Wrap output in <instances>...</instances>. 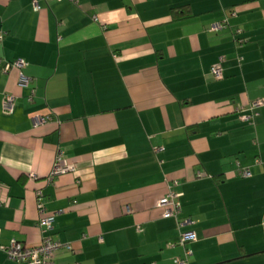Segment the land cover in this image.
<instances>
[{
	"label": "crops",
	"instance_id": "0c3cea01",
	"mask_svg": "<svg viewBox=\"0 0 264 264\" xmlns=\"http://www.w3.org/2000/svg\"><path fill=\"white\" fill-rule=\"evenodd\" d=\"M36 1L0 0V244L37 246L53 213L46 235L71 246L54 264H173L156 201L174 189L188 264H264V104L240 119L264 99V0ZM58 149L74 170L49 181ZM0 264L25 263L0 249Z\"/></svg>",
	"mask_w": 264,
	"mask_h": 264
},
{
	"label": "built area",
	"instance_id": "2783aa9c",
	"mask_svg": "<svg viewBox=\"0 0 264 264\" xmlns=\"http://www.w3.org/2000/svg\"><path fill=\"white\" fill-rule=\"evenodd\" d=\"M60 1V0H57ZM74 1V0H71ZM32 5L34 10H37L40 8L38 2L36 0H32ZM94 20H96L94 18ZM227 24V19H223L217 22L212 23L209 27L210 31H219L222 28L225 27ZM241 33L240 29H235L234 34L239 35ZM3 33H0V43L3 39ZM236 41L242 42L243 38L237 37ZM222 61H224V57H219L218 61L212 67L210 68V75H212L215 79H220L222 77ZM25 62L22 59H16L12 62H6L4 65L3 70L5 72H8L9 70L13 68L21 69L23 66H25ZM22 86H27L29 83V78L23 75V73H19V82ZM31 99V97H29ZM262 104H264V99L254 100L252 101L246 110L249 111L248 115H242L240 119L242 121H253V118L257 115V108H259ZM13 106V97L10 95H7L4 98L3 101V110L6 112H11ZM32 124L33 126L42 125L44 123L53 121V115H33L32 116ZM56 120V119H55ZM56 122L59 123L58 120ZM63 151L60 149L57 150L55 153L54 162L52 165V169L50 171V174L47 176V180L52 181L53 177L63 174L66 172H70L74 170V166L67 163L66 159L64 158V155L62 153ZM239 175L243 177L250 176V171L246 168L238 169ZM206 174L204 172L197 173V176H205ZM31 177V175H30ZM177 184V182H174L173 185ZM35 200H36V206L39 213H42L45 209L43 202V193L42 191L35 190ZM179 196L180 193L177 192L174 189H169L165 195L159 197V199L156 201V205L162 210V216L163 217H171L174 218L176 221V226L179 233V238L177 243H174L176 245L183 247V255L175 258L173 260V264H188V256L191 255V250L187 248L186 244L189 243L192 240H195V233L194 231L190 229H185L187 226L193 224V221L190 220V218H183L180 217L181 214V204L179 202ZM3 203V200L0 199V204ZM130 208L126 207L127 212H130ZM55 214L50 215H39V218L37 220V226L40 230L42 237L41 242L37 246H26L22 244L21 242L10 239L8 245H1L0 249L6 253L9 259L16 261V262H24L25 264H54V254L55 252L60 249H71V246L68 244H63L60 241L52 238L51 235H46L49 231L52 229L53 221H54ZM45 233V234H44ZM172 244L171 246H173Z\"/></svg>",
	"mask_w": 264,
	"mask_h": 264
},
{
	"label": "trees",
	"instance_id": "16d2710c",
	"mask_svg": "<svg viewBox=\"0 0 264 264\" xmlns=\"http://www.w3.org/2000/svg\"><path fill=\"white\" fill-rule=\"evenodd\" d=\"M173 12H174V11H173ZM176 14H177V13H176ZM176 14H175V15H176ZM175 15H173V16H175ZM176 16H177V15H176Z\"/></svg>",
	"mask_w": 264,
	"mask_h": 264
}]
</instances>
